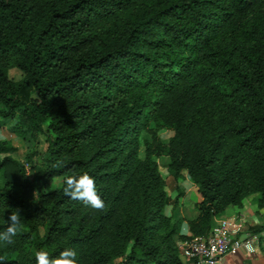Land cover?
<instances>
[{
    "label": "trees",
    "instance_id": "trees-1",
    "mask_svg": "<svg viewBox=\"0 0 264 264\" xmlns=\"http://www.w3.org/2000/svg\"><path fill=\"white\" fill-rule=\"evenodd\" d=\"M15 119L45 149L25 164L0 136V232L23 217L0 264H188L164 213L185 181L192 237L254 194L264 241V0H0V134ZM84 173L102 211L64 195Z\"/></svg>",
    "mask_w": 264,
    "mask_h": 264
},
{
    "label": "rangeland",
    "instance_id": "rangeland-1",
    "mask_svg": "<svg viewBox=\"0 0 264 264\" xmlns=\"http://www.w3.org/2000/svg\"><path fill=\"white\" fill-rule=\"evenodd\" d=\"M11 75L13 77H18L19 73L16 70L11 71ZM1 138L17 147L18 152H16L13 156L18 159L20 162L27 164V155L32 154L38 156L45 149V144L42 141L37 143V140L32 137L30 133L25 132V128L21 127V123L19 119H15L2 130L0 134ZM173 136V133L170 131H165L161 134L162 139L165 142H168L170 138ZM160 163V161H159ZM162 173L164 174L167 181L166 191L168 195L174 200L178 196V192H176L171 185V178L168 176L165 168H162ZM31 177V174H29ZM1 180V179H0ZM61 184V179H58L54 182L52 187H58ZM196 185L191 181L181 182L180 188L183 190V195L180 197L179 202L175 208L172 206H167L164 210L167 218L170 219V223L172 227L175 228V232L172 235L171 239L173 241V248L179 254L180 259L185 263V259L181 250L179 249L180 243L183 241L182 237L192 238L191 233L188 232V224L190 221L196 218V205L200 201V197L197 193ZM257 195H250L246 197L243 201V204L240 205L239 208H229L224 213H222L219 217L215 219H227L233 222H240L243 220L242 229L244 232H248L253 234L252 228L257 227L262 223V219L258 214V205H257ZM170 230H163L164 235L167 234ZM256 241V252L253 253L255 255V259L259 258L258 254L264 256V241L260 240V238L255 237ZM244 264H252L251 260H247V258H242ZM241 260V264L243 262Z\"/></svg>",
    "mask_w": 264,
    "mask_h": 264
},
{
    "label": "clouds",
    "instance_id": "clouds-1",
    "mask_svg": "<svg viewBox=\"0 0 264 264\" xmlns=\"http://www.w3.org/2000/svg\"><path fill=\"white\" fill-rule=\"evenodd\" d=\"M64 195L72 200L82 202L86 206L102 211L105 202L100 197L96 187L95 179L87 173L77 175H66L64 179ZM7 219L8 227L0 232V244L11 246L15 243V237L22 228V219L19 209L10 210ZM36 264H79L78 253L75 249H65L57 257H50L47 251L35 252Z\"/></svg>",
    "mask_w": 264,
    "mask_h": 264
},
{
    "label": "built area",
    "instance_id": "built-area-1",
    "mask_svg": "<svg viewBox=\"0 0 264 264\" xmlns=\"http://www.w3.org/2000/svg\"><path fill=\"white\" fill-rule=\"evenodd\" d=\"M242 221L236 223L227 219L214 221L210 237L196 236L182 241L179 245L185 263L188 264H222L229 254H236L233 241L242 231ZM243 244L253 254L256 252L254 236L247 234Z\"/></svg>",
    "mask_w": 264,
    "mask_h": 264
},
{
    "label": "crops",
    "instance_id": "crops-1",
    "mask_svg": "<svg viewBox=\"0 0 264 264\" xmlns=\"http://www.w3.org/2000/svg\"><path fill=\"white\" fill-rule=\"evenodd\" d=\"M195 190L197 191V187ZM240 221L243 222V220ZM247 234L250 233L248 232L245 233L244 230L242 229V231L237 235L236 239L233 241V247L236 248L237 250L236 254L227 255L222 261V264H241V260L243 261L242 258H247V260L248 259L251 260L252 264H264V256L258 254L259 258L255 259V255L251 254L243 244V241L246 239ZM242 264H244V261L242 262Z\"/></svg>",
    "mask_w": 264,
    "mask_h": 264
}]
</instances>
